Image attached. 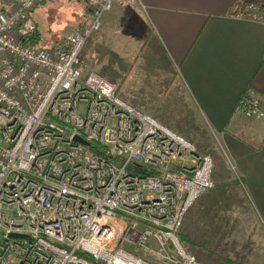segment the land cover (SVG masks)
Returning <instances> with one entry per match:
<instances>
[{
    "label": "built area",
    "instance_id": "obj_1",
    "mask_svg": "<svg viewBox=\"0 0 264 264\" xmlns=\"http://www.w3.org/2000/svg\"><path fill=\"white\" fill-rule=\"evenodd\" d=\"M42 1L0 0V264H201L180 234L212 154L83 74L115 0H76L91 19L49 47L32 39ZM232 15L264 23L257 2ZM236 112L264 118V96L248 89Z\"/></svg>",
    "mask_w": 264,
    "mask_h": 264
},
{
    "label": "crops",
    "instance_id": "obj_2",
    "mask_svg": "<svg viewBox=\"0 0 264 264\" xmlns=\"http://www.w3.org/2000/svg\"><path fill=\"white\" fill-rule=\"evenodd\" d=\"M234 2L115 0L103 27L83 50L81 69L84 75L95 71L115 82L121 97L144 112L149 113L134 94L145 87V93L157 89L162 109L172 111L183 101L194 110L195 125L188 130L171 115L157 118L183 135L213 133L206 136H215L224 156L236 165L242 245L264 255V118L246 119L236 112L248 89L264 96V23L234 17ZM259 3L264 12V0ZM85 7L87 17L79 29L92 17ZM91 41V51L85 54ZM125 74L129 85L123 87L118 80ZM229 231L236 234L232 228ZM224 236L229 238L228 231Z\"/></svg>",
    "mask_w": 264,
    "mask_h": 264
},
{
    "label": "rangeland",
    "instance_id": "obj_3",
    "mask_svg": "<svg viewBox=\"0 0 264 264\" xmlns=\"http://www.w3.org/2000/svg\"><path fill=\"white\" fill-rule=\"evenodd\" d=\"M32 15L38 25V44L49 47L71 30L79 29L85 23L87 9L85 4H79L76 0H43ZM93 43L94 41L89 42L85 54L91 51ZM128 78L129 74H125L118 81L125 87ZM135 80L136 75L132 78L131 85H135ZM144 89L140 94H134V97L146 111L156 118L158 115H171L174 121L180 120L186 130L192 125L194 128L195 112L183 101H178L172 111H167L160 108L162 101L155 87H151L149 93H145L147 87ZM209 133L213 134L210 131ZM184 134L186 138H193L200 152L211 153L215 161L214 185L211 191L194 204L185 218L180 234L184 246L195 254L201 264H264V255L256 252L255 248H245L242 245V235L238 233V214L241 213V208L240 190L235 184L238 178L236 165L224 156L220 142L214 140L215 136H193L187 132ZM230 228L236 232L233 236L230 235ZM224 230L228 231L229 238L224 236ZM248 243L250 244V241Z\"/></svg>",
    "mask_w": 264,
    "mask_h": 264
},
{
    "label": "trees",
    "instance_id": "obj_4",
    "mask_svg": "<svg viewBox=\"0 0 264 264\" xmlns=\"http://www.w3.org/2000/svg\"><path fill=\"white\" fill-rule=\"evenodd\" d=\"M249 2H257V3H259L260 2V0H235V2H234V7L235 6H242V5H245V4H247V3H249ZM234 7H233V10H234ZM232 10V11H233ZM37 34L32 38L33 39V42L35 43V44H38V42H37ZM83 56V52L81 53V57ZM244 141H246V142H248L251 146H253V147H255V148H259L260 147V145L259 144H255L254 142H252L251 140H249V139H247V138H244V137H241Z\"/></svg>",
    "mask_w": 264,
    "mask_h": 264
},
{
    "label": "water",
    "instance_id": "obj_5",
    "mask_svg": "<svg viewBox=\"0 0 264 264\" xmlns=\"http://www.w3.org/2000/svg\"><path fill=\"white\" fill-rule=\"evenodd\" d=\"M76 139L82 143H85L86 144V141H84L83 139H81L80 137H76Z\"/></svg>",
    "mask_w": 264,
    "mask_h": 264
}]
</instances>
